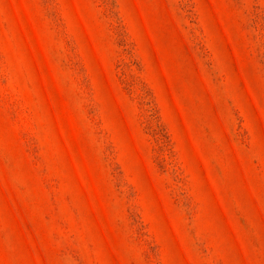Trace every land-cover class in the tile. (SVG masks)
I'll use <instances>...</instances> for the list:
<instances>
[{
    "label": "rangeland",
    "instance_id": "rangeland-1",
    "mask_svg": "<svg viewBox=\"0 0 264 264\" xmlns=\"http://www.w3.org/2000/svg\"><path fill=\"white\" fill-rule=\"evenodd\" d=\"M0 264H264V0H0Z\"/></svg>",
    "mask_w": 264,
    "mask_h": 264
}]
</instances>
